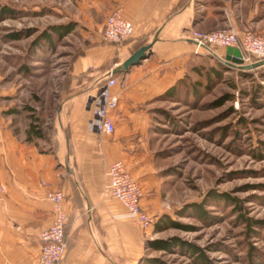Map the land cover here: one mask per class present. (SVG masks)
<instances>
[{
    "label": "crops",
    "instance_id": "obj_1",
    "mask_svg": "<svg viewBox=\"0 0 264 264\" xmlns=\"http://www.w3.org/2000/svg\"><path fill=\"white\" fill-rule=\"evenodd\" d=\"M115 7L133 24L132 36L118 43L103 38ZM78 10L75 26L83 45L70 59L59 106L42 137L28 140L30 122L19 126L9 101L0 102V264H36L39 233L53 222L47 198L52 191L62 192L66 214L67 249L60 264H138L155 235L153 222L167 213L153 120L163 102L173 101L166 94L191 77L207 54L189 32L227 22L204 0H81ZM143 46L144 58L126 68ZM108 78L116 79L111 91L118 98L109 111L112 134L89 123L93 96ZM115 161L142 187L140 204L152 219L147 228L104 190L107 166Z\"/></svg>",
    "mask_w": 264,
    "mask_h": 264
},
{
    "label": "rangeland",
    "instance_id": "obj_2",
    "mask_svg": "<svg viewBox=\"0 0 264 264\" xmlns=\"http://www.w3.org/2000/svg\"><path fill=\"white\" fill-rule=\"evenodd\" d=\"M80 1L0 0L20 11L0 22V102L9 101L19 126L34 120L41 131L48 129L70 59L84 40L77 26L49 43L37 37L50 25L76 23ZM204 4L227 20L221 28L264 35V0ZM15 31L29 35L7 39ZM211 55L198 60L200 71L186 78L189 88L182 86L173 101L163 102L153 120L165 183L163 215L183 227L167 228L152 239L177 238L196 246L209 264H264V65L240 71L228 63L221 67ZM203 202L206 214L200 218L193 205ZM195 257L187 246L146 249L142 256L157 260L147 264H198Z\"/></svg>",
    "mask_w": 264,
    "mask_h": 264
},
{
    "label": "built area",
    "instance_id": "obj_3",
    "mask_svg": "<svg viewBox=\"0 0 264 264\" xmlns=\"http://www.w3.org/2000/svg\"><path fill=\"white\" fill-rule=\"evenodd\" d=\"M133 24L122 16L119 7L113 8L106 16L103 38L109 42H121L131 37ZM189 38L195 45L207 53L216 52L218 48L237 47L242 53L244 64H251L264 59V35L246 30L239 34L233 28H220L211 31L193 29ZM115 78H108L98 87L93 96L94 108L89 121L99 133L112 134L115 126L109 111L118 103L117 96L111 88ZM104 190L111 197L119 200L143 228L152 224V219L142 208L140 200L143 190L140 184L130 175L121 161L110 163L106 169ZM63 194L52 191L47 198L52 203L53 222L39 233V254L36 264H60L65 256L67 245L65 240L66 214L62 207Z\"/></svg>",
    "mask_w": 264,
    "mask_h": 264
},
{
    "label": "trees",
    "instance_id": "obj_4",
    "mask_svg": "<svg viewBox=\"0 0 264 264\" xmlns=\"http://www.w3.org/2000/svg\"><path fill=\"white\" fill-rule=\"evenodd\" d=\"M20 16V11L17 10L14 7H11L9 5L6 4H0V22L5 20V19H9V18H16ZM75 27V22L70 21L68 23H64V24H53L50 25L47 29L43 30L40 35L37 37L38 40L41 39L44 42L49 43L53 37L55 36L57 39H60L62 37H64L65 35L71 33L73 31ZM26 35H29L28 31H15V32H10L9 34H7V39L9 40H16V39H20ZM212 58H214L211 55ZM216 59V58H215ZM217 60V59H216ZM218 64L221 67H230L226 64H224V62L217 60ZM240 71H244L243 69H239ZM199 67L196 66L193 69V73H198ZM218 71V70H216ZM189 76H186L182 81H180L178 83V86H175L174 91L170 92V94H166V96L171 97L172 99H175V97L178 96V92L181 89L182 86L188 87L189 88V82H186V78ZM185 84V85H184ZM42 132L41 129L37 126L36 122L34 120H31L28 126V130H27V139L30 140L32 136H37V137H42ZM211 196V194H210ZM215 196V195H214ZM216 197L219 198H223L226 199L227 195L226 194H216ZM194 209L196 210V215L199 216L200 218L205 217V210H203L204 207V202L201 204H197V205H193ZM199 208V209H198ZM201 212V213H200ZM177 214H180V212H177ZM257 223H260L259 221H257ZM179 228V227H183V225L179 224L177 221L173 220L170 218V216L168 215H162L161 217H159V219L157 221L154 222V227H153V231L154 233L163 231L167 228ZM173 246H179L182 249L187 246L188 247V251L192 252L193 254H196L195 260L197 261L198 264H209L210 262L206 259L205 254L203 253V251L193 245H189L186 244L185 242L177 239V238H171L169 240H163V239H150L146 241L145 247L146 249H152V250H170ZM154 262L157 260L154 259H144L141 258V262L140 264H143V262Z\"/></svg>",
    "mask_w": 264,
    "mask_h": 264
},
{
    "label": "water",
    "instance_id": "obj_5",
    "mask_svg": "<svg viewBox=\"0 0 264 264\" xmlns=\"http://www.w3.org/2000/svg\"><path fill=\"white\" fill-rule=\"evenodd\" d=\"M146 48V46H143L137 52H135L124 64L125 67L127 68L129 65L135 64L139 59L144 58ZM211 54L224 63L236 65L243 70L255 69L264 65V59L261 61L253 62L251 64H244L242 53L237 47H227L223 56L218 55L216 52H211Z\"/></svg>",
    "mask_w": 264,
    "mask_h": 264
}]
</instances>
